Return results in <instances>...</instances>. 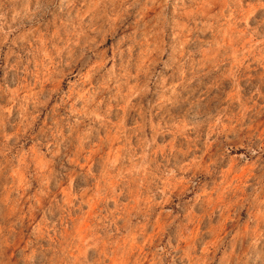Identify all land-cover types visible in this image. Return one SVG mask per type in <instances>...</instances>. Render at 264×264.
<instances>
[{
    "label": "rangeland",
    "instance_id": "374dc122",
    "mask_svg": "<svg viewBox=\"0 0 264 264\" xmlns=\"http://www.w3.org/2000/svg\"><path fill=\"white\" fill-rule=\"evenodd\" d=\"M0 264H264V0H0Z\"/></svg>",
    "mask_w": 264,
    "mask_h": 264
}]
</instances>
